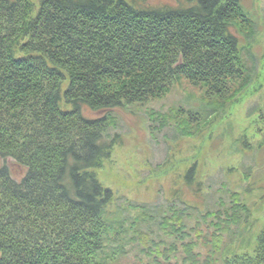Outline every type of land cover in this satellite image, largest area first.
<instances>
[{"label": "trees", "instance_id": "trees-1", "mask_svg": "<svg viewBox=\"0 0 264 264\" xmlns=\"http://www.w3.org/2000/svg\"><path fill=\"white\" fill-rule=\"evenodd\" d=\"M152 1L0 0V264H121L130 237L138 259L156 264L181 255L182 264H264V228L255 258L227 257L238 239L251 248L263 172L245 167L243 193L211 199L196 161L172 179L160 206L136 207L129 222L98 176L120 141L109 135L114 110L186 80L206 89L187 112L198 125L255 78L254 56L233 32L255 34L243 0ZM180 131L192 136L188 126ZM241 145L262 167L264 143Z\"/></svg>", "mask_w": 264, "mask_h": 264}, {"label": "rangeland", "instance_id": "rangeland-1", "mask_svg": "<svg viewBox=\"0 0 264 264\" xmlns=\"http://www.w3.org/2000/svg\"><path fill=\"white\" fill-rule=\"evenodd\" d=\"M151 4L173 6L179 4V0H154ZM243 7L252 15L255 34L246 39L235 29L233 32L254 56L252 61L250 58L249 66L255 78L250 86L229 100L224 110L217 114L211 112L206 116V122L200 121L194 125L187 112L199 107L205 98L206 89L182 80L165 96L143 105L113 111L115 123L109 135L113 138L119 135L120 141L110 160L98 171V176L116 194L117 204L124 210L123 215L129 219L128 222L132 219L130 217L138 215L140 210L136 207L146 204L151 210L160 206L173 185L172 179L185 173L196 161L203 184L210 186L213 193L211 199H226L228 190L243 193L242 186L246 185L243 180L245 167H251L256 175L264 173V164L256 167L257 153L242 154L240 150L243 141L249 144L248 147L255 148L264 143V0H243ZM85 113L93 117L104 114L88 109H85ZM185 126L189 127L192 136L180 131ZM8 165L14 175H24V169L11 160ZM260 185H264V182ZM258 194L255 191L253 195ZM210 203L209 206L213 207ZM262 206L261 210L251 215L257 223L251 248L236 240L227 254L230 262L236 261V258L242 260L246 256L256 257L252 244L260 229L264 228L263 203ZM128 222L126 230L133 232ZM189 224L194 222L190 221ZM139 229L145 231L142 224ZM130 238L125 246L127 255L121 264H156L145 254H140L142 258L138 259V252L128 247ZM163 239L170 246L174 242L170 238ZM181 258L182 255L180 261L176 260L177 264H182Z\"/></svg>", "mask_w": 264, "mask_h": 264}, {"label": "bare ground", "instance_id": "bare-ground-1", "mask_svg": "<svg viewBox=\"0 0 264 264\" xmlns=\"http://www.w3.org/2000/svg\"><path fill=\"white\" fill-rule=\"evenodd\" d=\"M199 107H200V105H199ZM204 117H206V114H202Z\"/></svg>", "mask_w": 264, "mask_h": 264}]
</instances>
